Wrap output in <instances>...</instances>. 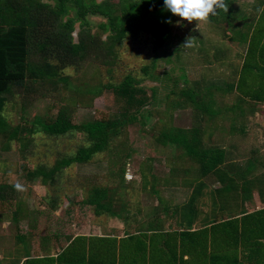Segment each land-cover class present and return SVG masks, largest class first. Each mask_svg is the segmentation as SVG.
Returning <instances> with one entry per match:
<instances>
[{"label":"rangeland","instance_id":"1","mask_svg":"<svg viewBox=\"0 0 264 264\" xmlns=\"http://www.w3.org/2000/svg\"><path fill=\"white\" fill-rule=\"evenodd\" d=\"M104 1H108L112 8L118 2V0ZM251 1L236 0L234 2L233 6L236 9L232 11L233 14L229 17L224 16L223 19L226 23H230L227 30L233 28L239 31L241 24L245 25L243 19H253L256 16V10H253L255 13L248 12L244 15L239 12L244 2ZM50 4L55 6L56 2L50 1ZM67 5L71 9L62 17V21L75 18L74 41H78V35L83 34L84 31L105 38L103 31L99 28L100 24L106 21L104 18L88 14L86 21L81 22L83 17L79 15V18L75 15L78 13L76 3L70 0ZM163 9L154 13L156 21L164 22L166 27L170 28V36L163 43L160 44L154 38L149 25L146 24V29L140 30L136 35L130 31L127 32L123 43L116 48L117 56L107 53L106 45L96 50L99 44L93 48L94 51L84 52L77 65L61 70L59 79L41 78V80L33 76L37 78L34 84L27 79L24 91L17 89L15 96H8V102L0 111V118L4 119L5 123V130H0V173H14L19 169L23 159H26L25 163L29 168L40 167L47 171L52 167L53 170H58L61 168H58L59 160L75 154L79 155L80 148L89 144L86 133L81 129L59 136L49 135L42 130V121L46 117L48 106L53 102L61 105L63 117L69 118L73 112L82 124L95 121L96 110H105L110 120L118 122L116 135L109 140L112 147L95 157L91 156L89 163L81 165L74 163L65 169L62 168L61 173L56 174L53 183L44 184L41 179L35 178L31 185L19 187L12 196L14 203L8 217H13L18 205L32 203L40 207L47 206L46 202H54L58 206L67 207L70 202H73L74 208L67 214L69 218L72 217V221H77L82 214L77 197L80 196L81 201H87L94 198V190L102 191L101 188L109 187L114 190L108 192L104 189L97 200L104 205H108L107 201H109L112 203L111 206L101 211L99 215L93 211L94 206H89L90 208L87 209L88 215L90 214L91 218L94 216L92 220L100 227L102 233H108L110 230L108 225L110 219L122 222L123 227L120 232L123 234L152 231L157 229V226L164 231H172L180 222H183L182 213L183 216L187 213L186 219H196L197 226H204L212 221V215L216 213L213 209V191L216 190L215 186L218 184H215V180L219 176H215L214 171L204 173L203 168L209 166L208 161L212 160V157H217V154L209 150L203 154L202 150L215 147L219 149V152L225 150L226 156L223 157L222 163L216 166L224 170L227 164H244L245 155H247L245 158L249 157L248 160H250L252 154L249 152L253 150V147L250 149L248 144L251 143L260 148V138L254 139L256 136H251L253 141L249 140L250 143H247L243 139L240 140L241 137L237 136V138L235 134L227 133L228 128L218 129V126L227 124L223 118L213 120L206 118L202 127L204 130L196 133L198 137L196 156L188 153V149L184 146L172 142L170 137H165V135L176 134V130L190 131L195 125L191 111L193 104L183 102L184 107L181 100L178 107H175V104L173 106L169 104L179 99L177 94L179 90L190 88L193 80L200 78L206 79V82H212L206 83V86L215 84V86L223 87L224 83L232 78L230 64L232 63V68L234 66L238 68V58L240 59L241 56H237V46L229 40L230 38L223 37L222 30L216 23H210L209 20L204 23L196 21L188 23ZM120 13L121 11L117 9L115 12L117 19ZM149 18L153 20L147 9L141 21L144 23ZM168 20H171V23L165 22ZM245 22L249 25V21ZM235 33L229 31L228 34L232 36ZM190 36L195 38L193 46H183ZM39 42L44 41L39 39L30 46V51H34L32 54H37L31 58L32 63L37 66L41 64V58L38 56L46 48V44L43 50L38 47ZM251 42V50L257 49L258 41L254 39ZM47 47L50 49L49 44ZM205 50H211L210 55L215 52L218 57L222 56V59H218L219 62L214 63L212 70L205 69L206 66L203 64ZM145 67L148 73L144 72ZM129 76L132 77V84L146 93L148 102L142 110L143 113L146 111L151 113L149 120L142 117V111L123 114L118 110L117 102L120 96H117L114 87L120 85ZM96 86H99L100 93L88 92L90 87ZM253 86L254 82L248 87L254 91ZM241 87L243 86H240L239 90ZM153 89L156 90L153 96L159 99L156 104L152 100L153 97L150 99ZM256 92L253 95H257ZM214 93L220 99V94L216 91ZM131 115L136 116L132 121ZM24 118H27V123H35L34 133L23 128ZM207 119H209L208 122ZM208 123L213 127L209 128ZM16 129V137L10 138ZM188 138H192V135ZM5 145L8 147L7 151L4 149ZM255 148L259 151L257 147ZM180 157H183L182 161L178 159ZM199 159L202 161L199 162ZM175 162L178 164L175 165ZM211 183H214L213 186ZM199 185H202V189L198 194L195 190L200 189ZM216 192L223 204V191ZM233 203L234 206L239 204L235 196L231 205ZM189 204L193 207L195 215H190L188 212L190 210L185 209ZM10 206L8 208H11ZM227 206V202L223 204L224 208ZM23 208H21L23 213H26V209ZM233 208L226 210L237 214L239 211L236 209L233 211ZM21 214L22 212L17 213L18 216ZM2 217L8 218L0 214V218ZM3 226H0L3 233L0 231V249L5 246L3 235L11 231L12 223L10 225L4 223ZM112 227L111 232L119 230L117 226ZM130 243H133L135 252H139L137 257L133 258L135 264H145L148 258L147 251L142 252L144 244L138 237L128 242ZM12 244L11 241L8 246ZM241 251L242 249L239 248L238 252L241 253ZM11 252L12 249L7 253L11 254ZM151 260L152 258L149 259Z\"/></svg>","mask_w":264,"mask_h":264},{"label":"trees","instance_id":"2","mask_svg":"<svg viewBox=\"0 0 264 264\" xmlns=\"http://www.w3.org/2000/svg\"><path fill=\"white\" fill-rule=\"evenodd\" d=\"M50 1L56 2V5L51 6ZM69 1L0 0V111L5 107L6 102H8V96H15L17 89L24 91L27 79L33 84L37 78L59 79L61 70L68 66L77 65L81 57H83L84 52L87 50H90V52L91 50L94 51L93 48L99 44L96 50L106 45L107 53L117 56L118 52H116V48L123 43L127 32L130 31L136 35L140 30L146 29V24L149 25L154 38L160 44L170 36V28L166 27L164 22L160 23L156 21V17L154 16L155 11L164 8L163 0L131 2L118 0L113 8L108 1L104 0H72L73 3H76L78 9V13L75 15L83 17L81 22L86 21V15L88 14L98 15L106 20L99 27L103 31L105 38L97 37L98 35L96 36V34L91 35L90 32L84 31L83 34L78 35V41H74L75 18H67L64 22L62 21V17L71 9L67 5ZM235 1L226 0L228 11L225 13L223 10H217V14L211 15L208 20L210 23H216L218 28H221L223 37L230 38L229 40H232L235 46L247 45L248 49L243 66L241 68L238 66V69L236 66L232 68V63L230 64L229 68L232 69V78L226 81L223 87L215 86V84L206 86V83L212 82H206L204 78L196 79L193 80L190 88L186 87L179 90L177 93L179 99L175 103H169L171 106L175 104V107L180 106V100L182 106L186 102L193 104L191 111L195 125L192 129L190 131L183 129L176 130V134L165 135V137H170L172 142L184 146L188 149V153L194 155L196 154L195 148L198 141L196 133L204 130L202 127L205 124L206 118H211L212 120L216 118L225 119V123L227 124L225 126H218L217 128H228L229 130H226V132H231L237 137L246 128L249 116H253L259 109V105L264 104V30L260 31L264 29V11L261 10L263 9L264 0L244 2L241 10L239 9L241 15L248 12L253 13V10H257L259 15L253 19H243L245 25L240 23L241 30L239 31L233 30V28L227 30L230 23H226L223 20L224 16L229 17L233 14L232 11L236 9L233 6ZM117 9L121 11L118 19L115 14ZM147 9L153 20L149 18L148 21L143 23L141 20ZM245 21H249V25ZM229 31L236 33L229 36ZM39 39H42L44 42H39L38 47L42 49L46 44V48L43 51L44 54L40 52L38 57L41 58V64L37 66L31 60L37 54H32L34 51H30V46H32L33 42L39 41ZM254 39L258 41L259 46H257V49L251 50V41ZM48 44L50 45V49L47 47ZM210 51H203V64L206 66L205 69L212 70L214 63L219 62L218 59H222V56L218 57L214 51V54L210 55ZM237 56H240L238 52ZM223 58L227 59L226 57ZM143 70L145 73H148L146 67ZM33 76L37 78H33ZM252 80L254 82V91H252L251 87H248L253 83ZM132 82V77L129 76L120 85L114 87L117 96H120L117 102L118 110L123 114L134 111L140 113L142 111V117L149 120L151 113L149 111L143 113L144 105L148 102L146 93L140 88L135 87ZM213 83L216 82L213 81ZM240 86L243 87L239 90ZM86 87L88 88V85ZM89 89L90 91L88 92L90 93H97L100 90L99 86L90 87ZM152 91L150 99L153 97L152 100L156 104L159 99L158 97H154L156 90L153 89ZM214 91L220 94V99H218L219 96H216ZM255 91H257V95H253ZM98 93L100 92L98 91ZM60 109L61 105L58 102H53L48 106L46 117L42 121V130L49 135L59 136L72 130L81 129L86 133L89 144L80 148L79 155L75 154L59 160L58 168H61L58 170H53L52 167L47 171L40 167L29 168L25 163L26 159H23L24 161L20 164L19 169L14 171V173H0V212L3 213L8 211V209L11 210L14 203L12 196L17 192L19 187L24 188L31 185L35 178L41 179L44 184L53 183L56 174L61 173L62 168L65 169L74 163H80V165L89 163L92 157L112 147L109 140L110 137L113 138L116 135L115 130L118 122L117 120H110L108 112L96 110L94 112L96 120L82 124L77 120L75 113L72 112L69 118H65L63 117L62 109ZM135 117V115H131V121ZM27 121V118H24L23 128L34 133L35 123H27ZM211 127H213L212 124H209V128ZM0 130H5V123L2 118H0ZM16 132L17 129L11 134L10 138H15ZM189 135H192V138H188ZM6 146H4L5 150L8 148ZM208 150L217 154V157H212V160L208 161L209 166L203 169L204 173L214 171L215 176H219L216 180L222 183L219 189L224 193H222V201L223 204L226 202L228 204L224 208L220 200L221 209L236 208L234 203L231 205L234 196L238 200V207H242V198L246 197L247 188L244 189L243 194L238 193L236 188H234L235 179L232 178L231 174L241 171L251 172L262 167L253 157L258 150L251 152L250 160L246 162L244 167L238 164H227L224 170L216 166L218 163H222L223 157L226 156V151L220 149L221 151L219 152V149L216 147L207 148L202 150L203 154H206ZM178 159L182 161L183 157ZM201 161L199 159V162ZM177 164L175 162V165ZM251 182L248 181L247 183ZM256 182L260 183L261 181L256 180ZM199 188L195 190V193L199 194L201 192L202 185H199ZM101 189L102 191H99V189L94 190V198H90L87 201H81L80 196H76L78 203L81 204L82 211L88 209L89 206H94L93 211L96 215H99L101 211L111 206L112 203L109 201H107L108 205H104L103 202L97 200V197L102 195L104 189L111 192L114 188L112 190L109 187ZM215 191L217 189L214 190V194L219 197ZM9 205H11V208H8ZM74 205L73 202H70L66 207L67 211H72ZM185 209L187 211L188 209L190 210L188 211L190 215H193L195 212L190 204ZM232 210L235 211L234 209ZM245 212L243 209L241 218L235 219L233 218L236 216L235 212H231L234 214L231 216L232 218L223 222L221 220L223 212L214 213L213 219L217 216V220L214 222V226L208 229V232L211 231L212 235V239L209 242L205 225L198 226L194 231L190 230L193 219H186L187 213L184 216L182 213L181 220L186 225L181 228L182 231L179 234H176L175 230L164 231L157 226V229L152 230L158 232L155 233L156 236L165 239L166 250L161 253H151L152 260H148L149 264H264V208L249 214H245ZM177 241H179L180 253H177ZM142 244H144L142 252H145L146 244ZM238 247L242 249V257H239ZM138 254L139 252L136 253L135 247H133L131 251V264H135L133 258ZM184 256H187V258L184 259ZM122 257V263L124 264L125 258L123 255ZM127 261L129 264V258H127Z\"/></svg>","mask_w":264,"mask_h":264},{"label":"crops","instance_id":"3","mask_svg":"<svg viewBox=\"0 0 264 264\" xmlns=\"http://www.w3.org/2000/svg\"><path fill=\"white\" fill-rule=\"evenodd\" d=\"M257 15H259V12L256 10V18L258 17ZM247 49L246 44L237 46V52L241 56H239L240 59L238 58L240 68L244 64ZM241 133L239 135L241 137L240 140L243 139L247 143H250L249 140H252L250 138L251 136H256L254 139L260 138V148L251 143L248 146L250 149L253 147L252 151L257 150L255 147L259 149L253 157L262 167L251 172L241 171L236 172V174H231L232 178L235 179L233 185L238 193L243 194L244 189L247 188L246 197L244 199L242 198L243 206L238 207L237 204L236 208H233L239 211L233 217L234 219L241 218L243 209L246 211L245 214H249L264 208V104L259 105V109L253 116H249L246 122V128ZM245 157L244 164L240 165L237 163L239 166L244 167L246 162L249 161V157ZM256 180L263 183H258ZM248 181L252 182L247 183ZM213 184L211 183V186ZM215 184H218L215 186L217 190L222 186V183L217 180ZM212 200L213 209L216 210V213L223 212L221 215L222 222L232 218L231 216L234 214H231V211L221 209L220 197L214 194ZM46 204L47 206L42 205L40 207L32 203L17 206L14 210L13 217H8L12 212L10 209L3 213L0 212L1 216L6 215L8 217L0 218V226H3L4 223L9 225L12 223L11 231L7 235H3L5 246L3 249H0V264H122V255L125 258V263L128 262L127 258H129V264H131L133 243L128 244V242H132L133 238L136 237L139 238L140 242L146 244L145 249L148 260L151 258L152 252L161 253L166 250L165 239L156 236L155 233H158L157 231L144 230L123 234L120 232L121 227H123L122 222L110 219L108 222L110 230L108 233H102L100 232V227L94 224L92 220L94 216L91 218V215H88L87 209L82 211L80 207L82 214L79 215V220L71 221L72 217L69 218L68 211L64 205L58 206L57 203L53 202H46ZM22 207H24V210L26 209V213H23ZM18 212H22V214L18 216ZM216 218L217 216L205 224L207 232L211 226H214V222L217 220ZM196 223V219L192 220L193 227L191 226V231L197 229L198 226ZM185 225V222L179 223L174 228L175 231H172L179 234L182 231L181 228ZM112 226L119 227V230L111 232ZM0 231L2 233V230ZM207 234L209 242L212 239L211 231ZM11 241L13 244L8 246ZM177 244V253H180L179 241H177ZM7 249H9L8 251L12 249L11 254L7 253ZM238 254L239 257H242V253L238 252ZM186 258L187 256H184V259Z\"/></svg>","mask_w":264,"mask_h":264},{"label":"clouds","instance_id":"4","mask_svg":"<svg viewBox=\"0 0 264 264\" xmlns=\"http://www.w3.org/2000/svg\"><path fill=\"white\" fill-rule=\"evenodd\" d=\"M163 5L173 16L188 23L193 21L204 23L211 15L217 14V10H223L225 13L228 11L226 0H163ZM261 10L264 11V9ZM165 22L171 23V20ZM194 41L195 38L190 36L183 46L191 47Z\"/></svg>","mask_w":264,"mask_h":264}]
</instances>
